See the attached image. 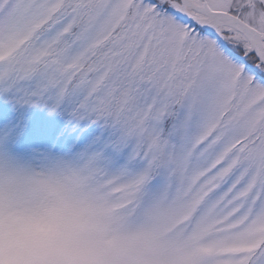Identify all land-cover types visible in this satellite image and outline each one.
Masks as SVG:
<instances>
[{"label": "snow or ice", "instance_id": "1", "mask_svg": "<svg viewBox=\"0 0 264 264\" xmlns=\"http://www.w3.org/2000/svg\"><path fill=\"white\" fill-rule=\"evenodd\" d=\"M0 146L91 154L243 218L264 201V0H0ZM236 251L264 264V235Z\"/></svg>", "mask_w": 264, "mask_h": 264}, {"label": "rangeland", "instance_id": "2", "mask_svg": "<svg viewBox=\"0 0 264 264\" xmlns=\"http://www.w3.org/2000/svg\"><path fill=\"white\" fill-rule=\"evenodd\" d=\"M261 217L264 201L224 220L143 171L0 146V264H235L236 247L264 235Z\"/></svg>", "mask_w": 264, "mask_h": 264}]
</instances>
